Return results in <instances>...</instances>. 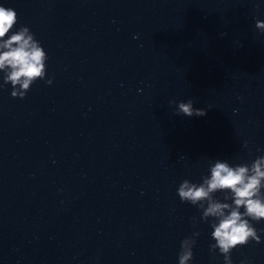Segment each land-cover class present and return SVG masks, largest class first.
<instances>
[{
  "label": "clouds",
  "instance_id": "1",
  "mask_svg": "<svg viewBox=\"0 0 264 264\" xmlns=\"http://www.w3.org/2000/svg\"><path fill=\"white\" fill-rule=\"evenodd\" d=\"M16 23V11L0 6V40H4V50L0 51V70L10 69L4 76V84L12 85L13 97L23 99L34 81L45 78L47 54L26 26L20 27L5 40ZM255 27L264 32V22L257 20ZM46 83L51 84L52 80L48 79ZM169 103L177 102L173 100ZM176 114L201 117L206 115V110L194 108L190 99L177 104ZM202 179L201 184L185 179L177 189L178 196L181 201L203 208L202 219L213 217L218 220L212 225V237L216 243L211 244L210 249L213 252L219 250L224 257V264H232L231 253L234 248L247 245L250 241L260 242L257 229L250 221L264 220V194L261 192L264 188V156L257 157L251 164L235 166L218 160L210 168V176ZM218 190L230 191L232 203L214 200L210 194ZM203 201H208L206 207L200 203ZM198 235L193 233V236ZM194 246L193 238H185L181 242L179 264H189L193 259Z\"/></svg>",
  "mask_w": 264,
  "mask_h": 264
}]
</instances>
